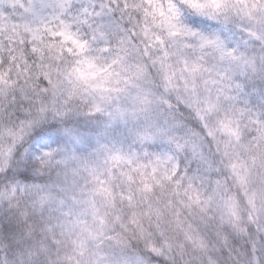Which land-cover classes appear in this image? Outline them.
<instances>
[{
  "label": "clouds",
  "instance_id": "clouds-1",
  "mask_svg": "<svg viewBox=\"0 0 264 264\" xmlns=\"http://www.w3.org/2000/svg\"><path fill=\"white\" fill-rule=\"evenodd\" d=\"M0 264H264V0H0Z\"/></svg>",
  "mask_w": 264,
  "mask_h": 264
}]
</instances>
